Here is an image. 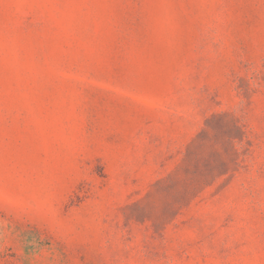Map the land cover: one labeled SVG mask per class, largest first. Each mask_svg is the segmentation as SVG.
<instances>
[{
  "label": "rangeland",
  "instance_id": "obj_1",
  "mask_svg": "<svg viewBox=\"0 0 264 264\" xmlns=\"http://www.w3.org/2000/svg\"><path fill=\"white\" fill-rule=\"evenodd\" d=\"M0 264H264V0H0Z\"/></svg>",
  "mask_w": 264,
  "mask_h": 264
}]
</instances>
